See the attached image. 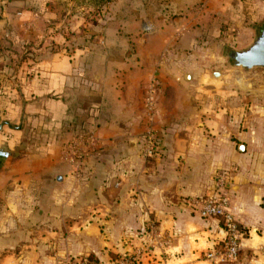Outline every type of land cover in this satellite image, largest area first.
<instances>
[{"label":"crops","instance_id":"0c3cea01","mask_svg":"<svg viewBox=\"0 0 264 264\" xmlns=\"http://www.w3.org/2000/svg\"><path fill=\"white\" fill-rule=\"evenodd\" d=\"M31 3L13 0L0 19V142L18 151L0 171L13 248L0 264L82 255L107 264L124 253L138 264H214L205 252L223 237L220 222L185 198L210 195L221 168L232 171L229 209L247 235L227 264H255L264 71L217 55L252 40L264 0H125L72 44L56 10ZM149 125L160 145L144 157Z\"/></svg>","mask_w":264,"mask_h":264},{"label":"built area","instance_id":"2783aa9c","mask_svg":"<svg viewBox=\"0 0 264 264\" xmlns=\"http://www.w3.org/2000/svg\"><path fill=\"white\" fill-rule=\"evenodd\" d=\"M145 30H149L146 26ZM146 117L151 124L155 116L154 87L150 86L145 96ZM160 138L157 132L148 126L142 145V155L151 157L157 152ZM72 145V148H76ZM232 182V171L221 168L214 174V191L210 195L193 196L185 198V202L191 206L201 218L214 217L220 222L223 237L206 252V258L214 264H221L235 260L241 249V241L244 231L238 226L232 212L229 209L230 194L227 191ZM138 253H124L116 256L107 264H138ZM57 264H102L90 255L68 256L58 260Z\"/></svg>","mask_w":264,"mask_h":264},{"label":"rangeland","instance_id":"374dc122","mask_svg":"<svg viewBox=\"0 0 264 264\" xmlns=\"http://www.w3.org/2000/svg\"><path fill=\"white\" fill-rule=\"evenodd\" d=\"M13 0H0V19L4 16V13H8L9 9L12 5H10V2ZM41 1L46 2L45 5H50L51 9H55L56 13L60 16V18L63 21L62 26L64 25V29L69 33L67 40L71 43L73 38L75 37L76 33L79 32L80 38L83 39L82 36L89 35V31L93 30L95 28V25L98 27V30L103 27L105 20L102 18V16L106 15L108 12H114L116 9L120 8L118 6H121L125 0H110V2H107L100 6H94L92 2L94 0H32L31 4H35L36 2L39 3ZM38 7H35V9ZM99 18H102L101 20ZM98 20V21H97ZM253 27H257V30L264 28V21L259 20L257 22H254L252 24ZM54 30V29H53ZM51 32V31H50ZM40 43H44L41 41ZM72 44V43H71ZM224 48L229 47L228 44L225 42L223 44ZM231 49H236V47ZM239 48V47H238ZM218 60H221L226 67L228 68H234L236 70H239L240 72H250V71H264V67L259 68H253L251 70H241L239 68H235L232 66L230 60L224 55V49H220L219 54L217 55ZM9 159H1L0 160V171L2 166L8 161ZM5 197V196H1ZM14 201V200H13ZM4 202V204H3ZM5 198H1V205L0 206V258L4 255H7L9 251L13 248H10V231L8 229L9 223H10V215L7 212V208L9 206V203ZM4 206V207H3ZM12 217V216H11ZM247 235L243 236L246 237ZM242 239V241H243ZM241 241V243H242ZM242 247V244H241ZM258 252L253 253L254 258H252L253 263L260 264L259 262L263 263L262 261H254L255 258L259 256H264V246L258 248ZM207 252V251H206ZM205 252V257H206ZM243 253L242 248L239 251V254L237 258L231 262H225L227 263H234L240 255ZM245 254V253H244ZM249 255L252 256V252H249ZM264 260V259H263ZM212 262V261H211ZM213 263V262H212ZM222 264V263H221Z\"/></svg>","mask_w":264,"mask_h":264},{"label":"water","instance_id":"95a60500","mask_svg":"<svg viewBox=\"0 0 264 264\" xmlns=\"http://www.w3.org/2000/svg\"><path fill=\"white\" fill-rule=\"evenodd\" d=\"M224 55L230 60L235 68L251 70L264 67V28L254 33L252 40L243 47L231 49L224 48ZM3 122H0V130ZM18 155L16 149H11L5 142H0V160L13 159Z\"/></svg>","mask_w":264,"mask_h":264},{"label":"trees","instance_id":"16d2710c","mask_svg":"<svg viewBox=\"0 0 264 264\" xmlns=\"http://www.w3.org/2000/svg\"><path fill=\"white\" fill-rule=\"evenodd\" d=\"M107 2H110V0H94V1L92 2V4H93L94 6H100V5H103V4L107 3ZM238 226L241 228L240 225H238ZM241 229H242V228H241ZM242 230L244 231V229H242ZM244 235H246L245 232H244Z\"/></svg>","mask_w":264,"mask_h":264}]
</instances>
